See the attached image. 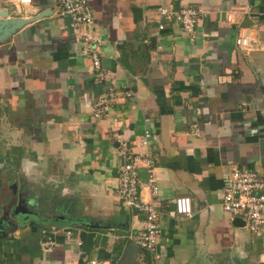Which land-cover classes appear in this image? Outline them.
Segmentation results:
<instances>
[{"label":"crops","instance_id":"obj_1","mask_svg":"<svg viewBox=\"0 0 264 264\" xmlns=\"http://www.w3.org/2000/svg\"><path fill=\"white\" fill-rule=\"evenodd\" d=\"M89 4L109 82L93 77L53 0L30 7L0 0L8 17L46 12L0 42V264H115L144 225V213L117 193L118 142L138 143L145 130L162 233L153 252L140 251L141 262L264 264V234L221 204L231 165L264 175V0ZM160 5L208 13L192 38L175 20L158 28ZM241 27L257 38L248 52L235 43ZM110 90L117 95L108 115L91 117L93 102ZM138 171L143 179L146 168ZM179 195L191 199L189 216L174 211ZM49 238L56 243L45 251Z\"/></svg>","mask_w":264,"mask_h":264},{"label":"built area","instance_id":"obj_2","mask_svg":"<svg viewBox=\"0 0 264 264\" xmlns=\"http://www.w3.org/2000/svg\"><path fill=\"white\" fill-rule=\"evenodd\" d=\"M13 5L30 7L33 0H3ZM57 7L58 17L68 16L73 31L74 39L82 44V53L89 59L93 69V77L97 81L111 79L112 71L102 65V38L97 32L96 24L89 0H53ZM237 9L232 8L226 12L224 21L227 25L235 20ZM208 13L206 9L180 7L177 9L160 5L158 7V28L163 29L166 21H177L182 31L189 37L196 36V25ZM257 38L252 29L241 27L235 38L238 48L244 52L252 49L257 44ZM117 94L110 90L106 95L96 99L90 107V116L98 118L108 115L112 108L111 99ZM113 120H116L115 118ZM192 133L199 135V129L194 126ZM151 132L145 130L141 140L136 143L128 139H119L118 155L121 163L118 167L117 193L125 207L144 213L143 228L128 235L140 250L153 252L162 233L158 222V209L154 198L158 193L156 178L151 166L149 144ZM146 168V176L141 179L139 166ZM223 193L222 208L230 215H244L245 227L258 234H264V175L254 168L231 165L222 174ZM147 191L148 197L143 195ZM174 211L181 216H189L192 212L191 199L187 195H179L173 199ZM53 232L60 228L52 226ZM70 229L65 230V235L70 237ZM55 240L49 238L41 243L43 250H50L55 245ZM95 259L90 264H99ZM101 264H109L102 261Z\"/></svg>","mask_w":264,"mask_h":264},{"label":"water","instance_id":"obj_3","mask_svg":"<svg viewBox=\"0 0 264 264\" xmlns=\"http://www.w3.org/2000/svg\"><path fill=\"white\" fill-rule=\"evenodd\" d=\"M46 15L45 11L38 13L33 17H8L7 9H0V42L14 33L17 29L23 27L28 22L40 19ZM15 184H12L15 191ZM139 247L135 243H128L123 249L115 264H144L141 262V253Z\"/></svg>","mask_w":264,"mask_h":264},{"label":"rangeland","instance_id":"obj_4","mask_svg":"<svg viewBox=\"0 0 264 264\" xmlns=\"http://www.w3.org/2000/svg\"><path fill=\"white\" fill-rule=\"evenodd\" d=\"M54 214V213H53ZM238 216H241L242 218H244V215L242 213L238 214ZM52 217V216H51ZM151 263V261H150Z\"/></svg>","mask_w":264,"mask_h":264},{"label":"flooded vegetation","instance_id":"obj_5","mask_svg":"<svg viewBox=\"0 0 264 264\" xmlns=\"http://www.w3.org/2000/svg\"><path fill=\"white\" fill-rule=\"evenodd\" d=\"M57 220V219H56Z\"/></svg>","mask_w":264,"mask_h":264}]
</instances>
